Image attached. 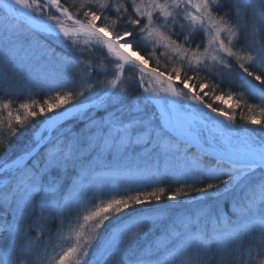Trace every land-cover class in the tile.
Listing matches in <instances>:
<instances>
[{"label":"snow or ice","instance_id":"obj_1","mask_svg":"<svg viewBox=\"0 0 264 264\" xmlns=\"http://www.w3.org/2000/svg\"><path fill=\"white\" fill-rule=\"evenodd\" d=\"M0 94V264H264V0H0Z\"/></svg>","mask_w":264,"mask_h":264},{"label":"trees","instance_id":"obj_2","mask_svg":"<svg viewBox=\"0 0 264 264\" xmlns=\"http://www.w3.org/2000/svg\"><path fill=\"white\" fill-rule=\"evenodd\" d=\"M62 2L65 3V6H68V4L71 3V0H62ZM196 39L199 40V39H201V37L197 36ZM52 47L55 48V51L57 53H60L62 51L59 47H55L54 42L52 44ZM148 51H150L149 48H144V50L141 51V55H145V53L148 52ZM157 51L159 52L160 50H157ZM160 60H161V64H160L161 70L169 71L171 69V67H172V64H167L166 65L165 64V60H164L163 57H160ZM148 65L150 67L156 66L155 59H150ZM129 74H131V73H129ZM93 78L97 79L95 76ZM178 82L181 85H183L180 81H178ZM193 84L196 85V87L193 89V91L194 92H199L200 95L203 96V98H204L206 103H211L213 105V107H217V108L223 109V110L228 111V112H233L234 111L236 113V124L237 125H244L249 130L259 127V126L251 125L246 120L241 119V115H243V116L249 115V113L247 111V104L260 105L261 100H260L258 95H251V96L245 95L243 97V100L246 103H242L240 108H235L234 107V101L237 100V99H240V97L238 95H236V93L238 92V85H239V81L238 80H236L230 87L227 86V82H226L225 85L221 86V88L216 89L215 93H213L211 89H204V92H208L209 93L207 96H204L203 92H200V89H199V86H198V84H199L198 81L191 82L190 87ZM230 92L233 94V100H228L227 99V95ZM221 93L224 94L225 99L223 101L215 100L214 99L215 95H220ZM139 94H140V90L136 89L135 86L133 85L132 89L130 91V94H129L128 98H127L126 103H132V105L134 106V98L136 96H138ZM0 95H3V94H0ZM28 95H32L33 98L37 99L38 101H42V99L44 98V93L41 92L40 88L37 86L35 88L34 92H32V93H29L27 89H24L23 91H17L16 93L13 94L12 99L14 101H16V100L23 101V100H25L27 98ZM254 114L257 115V116L260 115V113L258 111H255ZM42 119L43 118L40 117V118H37V120L32 121L31 125L27 129H25L23 131V135L20 136L19 138L13 137L11 139V144L13 145V147L15 148L17 145H23L25 142H27L32 137L33 133H35L36 131H38V129H40L42 127V125L39 123V121L42 120ZM5 127H6V125H5ZM102 179H104L106 181V185L107 186L103 187V195H101L99 198L106 200V199H108L110 197L109 188L110 187L111 188L117 187V183L118 182L109 179L108 177L104 176L103 173H102ZM120 183H122V182H120ZM161 186L165 187L166 191H170L174 187H176L177 185H175L173 183V184H162ZM131 187L133 189H136L137 186L136 185H131ZM140 187H141L142 190H151L150 188L144 189L143 186H140ZM95 191H98V190H95ZM122 194L123 193L121 192L120 195H122ZM193 195H195V193H193ZM171 203L172 202L167 200V196H165L163 198V200H162V204L163 205H169ZM184 204L187 205V200L186 199L184 200ZM141 207L146 208V206H141ZM177 207H179V206H177ZM121 216H123V213L121 214ZM124 222H128V218H125ZM114 227L115 226H113V228ZM111 230H113V229H110V231ZM63 235H64V237H68L69 230L67 228L64 229ZM156 235H157V233L154 232L153 234H151L149 236V239H155ZM72 242L73 241H71V240L64 239L63 241H61V246L62 247H67ZM57 251H59V249H57ZM88 259H89V264H92V262L95 260V254H90V257Z\"/></svg>","mask_w":264,"mask_h":264},{"label":"rangeland","instance_id":"obj_3","mask_svg":"<svg viewBox=\"0 0 264 264\" xmlns=\"http://www.w3.org/2000/svg\"><path fill=\"white\" fill-rule=\"evenodd\" d=\"M54 11V10H53ZM159 50V49H158ZM131 52H133V51H131ZM97 55H98V53H97ZM130 73V72H129ZM128 73V74H129ZM110 75V74H109ZM94 76L97 78V79H104V77H103V75H96V74H94ZM147 82V81H146ZM177 83V87L178 88H183V85H181L178 81L176 82ZM184 91H188V89H184ZM185 104H194V105H196L197 107H202V106H200V105H198L197 104V102H195V101H191V100H188V101H185L184 102ZM203 111L204 112H207L208 113V115L209 116H214V114L213 113H211L209 110H207V109H203ZM217 119H223L222 117H217Z\"/></svg>","mask_w":264,"mask_h":264},{"label":"bare ground","instance_id":"obj_4","mask_svg":"<svg viewBox=\"0 0 264 264\" xmlns=\"http://www.w3.org/2000/svg\"><path fill=\"white\" fill-rule=\"evenodd\" d=\"M129 55H133V52H131V51H129ZM139 57H137V59H138Z\"/></svg>","mask_w":264,"mask_h":264},{"label":"water","instance_id":"obj_5","mask_svg":"<svg viewBox=\"0 0 264 264\" xmlns=\"http://www.w3.org/2000/svg\"><path fill=\"white\" fill-rule=\"evenodd\" d=\"M149 67V66H148Z\"/></svg>","mask_w":264,"mask_h":264}]
</instances>
